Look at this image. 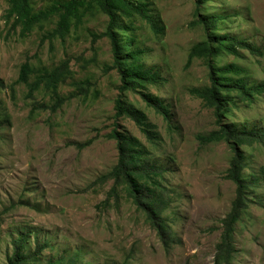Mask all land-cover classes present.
Wrapping results in <instances>:
<instances>
[{
  "label": "rangeland",
  "instance_id": "1",
  "mask_svg": "<svg viewBox=\"0 0 264 264\" xmlns=\"http://www.w3.org/2000/svg\"><path fill=\"white\" fill-rule=\"evenodd\" d=\"M65 0H31L34 12ZM88 1V0H87ZM162 32L153 33L137 16L129 21L145 65L158 68L165 82L149 86L171 112L169 121L147 108L139 95L123 93L157 125L153 143L127 118L116 119L117 130L138 139L152 162L166 168L169 208L164 216L178 237L167 251L145 212L137 209L125 187L103 202L112 180L100 181L114 166V100L119 79L111 65L108 40L90 44V33L104 31L107 19L92 9L81 24L71 26L63 40L43 38L58 19L25 35L1 21L0 34V264L11 253V241L26 238L25 253L40 250L36 264H214L221 241L222 220L231 211L235 185L226 179L232 150L225 141L203 143L200 137L217 129L212 109L191 95L193 87L210 84L202 59L188 64L190 47L206 39L197 18L225 16L217 33L237 38L259 53L239 47L238 55L222 53L217 67L235 63L249 82L264 84V0H142ZM9 0H0V17ZM198 9V17L194 15ZM33 68L28 82L42 71L67 62L68 74L55 93L39 85L31 98L25 84L16 83L20 65ZM82 83V93L73 86ZM61 100L54 110L49 109ZM224 121L238 129L264 131V91L252 102L234 97ZM246 173L259 174L254 203L236 225L233 264H264V144L242 147ZM262 202L263 204H259ZM39 253V251H38ZM77 263V264H78Z\"/></svg>",
  "mask_w": 264,
  "mask_h": 264
},
{
  "label": "trees",
  "instance_id": "2",
  "mask_svg": "<svg viewBox=\"0 0 264 264\" xmlns=\"http://www.w3.org/2000/svg\"><path fill=\"white\" fill-rule=\"evenodd\" d=\"M209 0H197V5L206 3ZM148 4L142 0H65L53 3L48 9L38 12L33 11L31 0H9V8L0 17V34L2 32L1 21L10 23V29L20 27L22 35L28 34L35 26L42 27L43 22L51 17L57 16L55 27L43 38L61 40L68 34L71 26L81 24L82 17L92 9H97L106 19L104 31L90 33V44H94L101 38L109 42L112 62L107 69L115 70L118 79V96L114 100V122L109 137L114 140L117 151L116 162L111 170L100 177L101 182L112 180V186L107 198L103 202L109 205L110 199H118V187L123 185L128 197L137 209L145 212L150 226L157 235L166 250L178 243V237L169 224V218L164 216L165 211L170 207L168 200V188L164 184L168 170L152 162L150 152L135 137L124 131H118L116 119L127 118L131 120L146 139L156 143L160 139L157 132V125L149 122L146 113L135 108L127 102L123 93L132 92L141 97L147 108L161 115L166 121L170 120V110L158 96L147 91L149 86L161 85L165 79L161 76L158 68L145 65V50L137 47L136 38L129 24H124L122 19L131 22L133 16L144 20L153 33L162 32L148 12ZM194 15L198 17V9ZM225 16L213 14L206 17H198L197 24L203 28L206 39L192 45L188 51V64L194 59H202L209 68L208 86L193 87L191 95L200 99L204 105L213 111L217 129L206 136L200 137L203 143L225 141L233 152L229 167L226 170V179L231 181L235 187V198L232 202L231 211L222 220L223 230L221 241L217 245V253L214 264H233L235 259V245L233 235L236 225L242 218L250 204L254 203L252 193L259 187V174H247V155L242 147H253L255 144H264V131L256 129H238L233 123L224 121L230 105H235L234 97L241 101L252 102L255 95H261L264 91V84H253L249 82L245 70L235 63L217 67L214 64L222 53L238 55L239 47L253 53H259L253 46L239 41L228 34H219V24ZM33 73V68L25 60L19 68L16 83H23L27 88L26 97L31 98L39 85L44 89L55 93L60 82L64 81L68 74L67 62L50 71H42L36 75L32 82L28 77ZM76 90L82 93V83L73 84ZM61 100H57L49 109L54 110L59 106ZM260 174L264 176V167ZM263 204L262 202H258ZM25 237H19L11 241V253L5 259V264H36L40 250L36 249L32 254L25 253ZM39 251V253H38ZM77 256H72L66 264H77ZM62 264V261H58ZM79 264V263H78Z\"/></svg>",
  "mask_w": 264,
  "mask_h": 264
},
{
  "label": "clouds",
  "instance_id": "3",
  "mask_svg": "<svg viewBox=\"0 0 264 264\" xmlns=\"http://www.w3.org/2000/svg\"><path fill=\"white\" fill-rule=\"evenodd\" d=\"M23 84V83H22ZM170 118H171V112H170Z\"/></svg>",
  "mask_w": 264,
  "mask_h": 264
}]
</instances>
